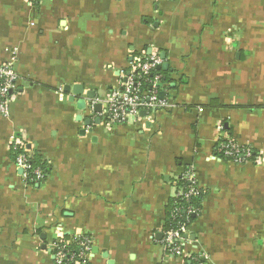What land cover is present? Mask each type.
<instances>
[{
  "label": "crops",
  "instance_id": "0c3cea01",
  "mask_svg": "<svg viewBox=\"0 0 264 264\" xmlns=\"http://www.w3.org/2000/svg\"><path fill=\"white\" fill-rule=\"evenodd\" d=\"M152 55L168 107L108 128L112 90ZM13 57L0 264H55L53 245L79 236L90 264H264V0H0V68ZM228 139L253 160L220 157ZM14 141L44 181L26 187ZM189 171L203 198L177 257L162 242Z\"/></svg>",
  "mask_w": 264,
  "mask_h": 264
},
{
  "label": "built area",
  "instance_id": "2783aa9c",
  "mask_svg": "<svg viewBox=\"0 0 264 264\" xmlns=\"http://www.w3.org/2000/svg\"><path fill=\"white\" fill-rule=\"evenodd\" d=\"M42 0H30L31 4H38ZM163 59L158 55H152L146 59L137 58L135 71L126 77V81L121 88L112 90L109 98L105 102L104 110L101 117L105 119L108 128H114L117 125L125 124L140 118L141 112L154 113L157 110L168 107L165 100H160L158 96V86L161 82L160 75L155 74ZM151 76V91L142 89V80ZM18 76L15 72V57L6 62L0 68V114L7 117L10 112V105L17 91ZM13 150L17 151L15 165L17 169L23 172L22 178L26 187L45 180L46 175L40 168L32 165V157L26 152L24 145L12 144ZM24 150L18 152L19 149ZM221 150L228 157L233 158L232 162L244 164L253 158L252 150L240 147L234 140L228 139L222 144ZM184 180L189 184L188 189L178 192L177 198L182 197L185 201L190 202L192 198L199 195V190L191 171L186 173ZM183 211L181 207H176L172 218L176 220ZM188 215L197 214L199 210L189 207L186 211ZM183 218V217H182ZM186 225L177 223L176 228L164 232L163 246L168 254L172 256H183V235ZM92 239L88 236H79L66 240L59 239L53 245V256L55 264H88V258L92 248ZM78 244V252L72 253L71 247Z\"/></svg>",
  "mask_w": 264,
  "mask_h": 264
},
{
  "label": "trees",
  "instance_id": "16d2710c",
  "mask_svg": "<svg viewBox=\"0 0 264 264\" xmlns=\"http://www.w3.org/2000/svg\"><path fill=\"white\" fill-rule=\"evenodd\" d=\"M152 79H153V77L147 76L142 80L141 83H142V89L143 90H146V91L150 90V88H151L150 81ZM23 150L24 149L21 148V149H19L18 152H21ZM217 151H218L220 157H222L223 159H227L230 161L233 160V158L228 157L224 154V152L221 150L220 146L218 147ZM12 152L14 154V160H15L18 153H17V151L13 150V148H12ZM253 158H251V160H253ZM32 165L35 168H37V167L40 168L43 171V173L46 175V173H45L46 171L43 168V165L40 163L39 160H34L32 158ZM188 186H189V184L185 180L180 181V187L182 188V190L188 189ZM199 192H200L199 195L195 198H192V200L190 202L185 201L182 197L176 198L175 200L171 201V203L167 207V223H166V227H165L166 231L176 228L178 222L184 223V220L182 218L183 212L186 211L189 207H193L196 210L201 209V202H202L203 195H202L201 191H199ZM176 207H181V209L183 211H181L180 214H178L179 217L176 220H174L172 218V215H173V212L175 211ZM193 220H194V218L191 217L190 221L192 222ZM64 239L69 240L70 238L67 237ZM71 252L72 253L78 252V244H75L71 247ZM88 264H90V263H88Z\"/></svg>",
  "mask_w": 264,
  "mask_h": 264
},
{
  "label": "water",
  "instance_id": "95a60500",
  "mask_svg": "<svg viewBox=\"0 0 264 264\" xmlns=\"http://www.w3.org/2000/svg\"><path fill=\"white\" fill-rule=\"evenodd\" d=\"M162 59L164 60V55L162 56ZM167 67H168L167 64H165L164 66H162V68H163L164 70H166ZM159 69H161V67H159ZM66 90L68 91V90H70V89L67 88ZM83 93H84V88H83L82 86H77V87L74 89V94H75V95H82ZM94 96H95V94H89V95H88V98L91 99V100H94ZM163 98H164V94H160L159 99H160V100H163ZM93 110H94L95 113H99V112H101V110H102V105H101V104H96V105H94V106H93ZM140 116H141V117H145V116H146V112H144V111L141 112V113H140ZM92 123H93L92 120H87V121H86V126H91ZM97 123H99V121H97ZM21 172H22V171H21ZM93 253H95L94 249H93Z\"/></svg>",
  "mask_w": 264,
  "mask_h": 264
}]
</instances>
